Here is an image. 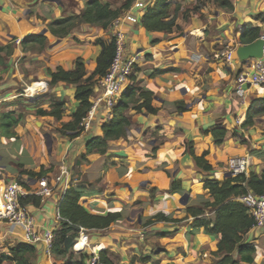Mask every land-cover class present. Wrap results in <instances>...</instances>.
Masks as SVG:
<instances>
[{
    "label": "crops",
    "instance_id": "obj_1",
    "mask_svg": "<svg viewBox=\"0 0 264 264\" xmlns=\"http://www.w3.org/2000/svg\"><path fill=\"white\" fill-rule=\"evenodd\" d=\"M91 1L0 0V115L23 117L14 138H3L0 132V189L21 184L23 198H37L27 199L24 208L40 234L61 229L59 207L70 188L80 193V203L89 213L120 214L109 228L84 232L85 247L70 251L76 259L85 255L88 262L106 252L113 264H222L223 254H215L221 237L197 221L214 227L217 208L205 207L214 203L206 181L214 177L223 183L231 158L250 157L248 174L261 175L264 168V115L244 127L252 104L264 99V87L247 88L243 99L235 94L237 77L250 71L236 51L246 45L243 37L249 28L264 31V0H173L200 9L188 19H178L176 28L165 33L145 29L147 10H123L124 0H97L121 11L127 57L136 60L123 92L132 88L151 92L158 110L127 111L131 122L127 136L113 141L105 155L89 153L87 146L93 137L102 136V127L109 122L106 101L90 111V129L69 139L59 129L62 122L72 120L77 108L76 86L50 85V69L74 71L76 60L83 62L90 77L102 51L98 42L110 43L115 36L117 30L111 26L90 25H79L65 38L51 34L52 22L78 15ZM223 1L233 9L223 8ZM149 2L156 6L154 0ZM128 14L137 22L126 21ZM39 36L47 38V48L34 40L23 44ZM35 83H47L48 89L33 98L25 96ZM97 96H102L98 85L91 103ZM57 102L65 103L61 122L37 114ZM216 129L226 132L221 143L213 135ZM191 152L212 170L200 169ZM43 181L50 195L39 194ZM175 183L178 189L173 188ZM189 209H202L204 214L192 217ZM160 214L170 221H156ZM244 241L257 248L253 264H264V229L252 228ZM22 244H27L23 227L0 222V257ZM30 246L36 250L32 264L66 261L49 255L42 241Z\"/></svg>",
    "mask_w": 264,
    "mask_h": 264
},
{
    "label": "trees",
    "instance_id": "obj_2",
    "mask_svg": "<svg viewBox=\"0 0 264 264\" xmlns=\"http://www.w3.org/2000/svg\"><path fill=\"white\" fill-rule=\"evenodd\" d=\"M123 10H129L135 0H124ZM156 6L147 8V13L143 18V25L149 32H171L176 28L178 19H188L190 15L197 14L199 7L195 5L184 6L173 0H154ZM221 6L227 10H232L233 6L229 2H221ZM121 11H114L109 5H103L94 0L86 5V9L69 18H61L52 22L49 30L52 35L59 38H65L79 25H90L108 29L112 22L119 18ZM259 30L249 28L243 41L246 44L255 42L259 38ZM37 39V40H35ZM34 40L42 48L48 47V40L45 37H29L23 41V44ZM102 48L101 54L97 59L95 72L87 77L85 65L81 60L75 61V70L69 71L61 67L49 70L51 77L50 85L58 83H68L76 86L75 99L77 108L72 114L70 122H62L59 132L69 139L80 137L84 132L81 128L82 120L91 111V98L94 96V88L99 81L106 75L115 54L114 38L110 43L99 41ZM2 51V50H1ZM1 59V58H0ZM87 77V78H86ZM180 110H183L182 104H179ZM130 109L135 111H147L157 113L153 106V94L146 92L141 88L128 89L122 93L119 101L115 105L112 113V119L102 127V136L93 137L87 146L89 153L97 152L105 155L109 145L116 140L127 136L131 122L126 112ZM40 116H49L61 122L65 115V103L57 102L49 107V110L40 108L37 110ZM264 115V99L255 101L247 114L244 127L253 125V119ZM22 116L16 118L12 113L0 115L1 136L6 139L15 137L14 129L22 120ZM224 130L216 129L213 135L217 143H221L225 137ZM198 167L205 172H210L212 168L207 164L204 158H199L191 152ZM33 175V174H30ZM43 175V174H42ZM21 185V184H20ZM22 186V185H21ZM24 187V186H23ZM174 189L179 188L175 183ZM206 189L214 203H207L206 208H217L216 222L214 227L206 221H197L199 227H205L212 234L221 237L217 245L216 255L223 254L222 264H253L257 248L254 243L244 241V236L255 226L254 218L249 214L246 206L240 201V198L252 192L256 195L264 194V168L261 175L249 173L237 176L227 177L223 183L216 180L206 181ZM37 202V198H27ZM21 198L24 206L28 201ZM80 193L74 188L68 189L59 207V215L62 219L61 229L55 233V239L52 246V254L57 259H66V261L57 264H87V256L81 255L76 259L70 251L75 245V241L82 229L84 230H104L121 218L120 214L110 213L106 216L93 215L86 211L80 203ZM188 214L192 217H198L204 214L202 209H189ZM156 221H170L164 215L155 217ZM152 222H149V224ZM36 250L33 246L22 244L11 250L9 256L2 255L0 264L10 262L11 264H32ZM101 260L105 264H113L109 260L106 252H101Z\"/></svg>",
    "mask_w": 264,
    "mask_h": 264
},
{
    "label": "built area",
    "instance_id": "obj_3",
    "mask_svg": "<svg viewBox=\"0 0 264 264\" xmlns=\"http://www.w3.org/2000/svg\"><path fill=\"white\" fill-rule=\"evenodd\" d=\"M150 5L149 0H135L132 8L138 10H147ZM126 21L137 22V18L128 14L126 15ZM122 21L120 18L114 20L111 27L115 28L116 33L114 36L115 42V54L111 65L106 75L99 81L98 87L102 93V96H97L92 102L91 110L94 111L100 105L102 100L106 101L107 119H112V113L115 105L120 99L123 89L130 82V79L135 71L136 60L134 58L127 57V37L123 30H121ZM259 39L264 43V31L260 34ZM234 52L230 51L227 54V60L229 63L233 61ZM249 72L241 73L237 77V88L235 94L237 97L243 99L245 97L246 89L252 87H264V47L263 57L261 59H255L248 62ZM38 85L37 90L31 91V86ZM28 87L24 91L25 96L31 98L35 95L48 89L47 83H35ZM92 113L82 120L81 128L83 132L90 129L92 125ZM251 167L250 157H236L231 158L228 162L229 173L232 176L240 174H248ZM41 195H50L51 190L46 181L41 182ZM24 196L23 187L19 184H9L0 189V222H7L12 225L22 226L25 231V239L28 245H34L39 241H42L46 246L47 253L52 255V246L55 239V232L44 231L40 234L36 228L35 221L29 216L26 209L21 203V198ZM240 201L246 206L249 214L255 220L254 228L264 229V194L256 195L249 192ZM80 231V239L74 246L75 251H81L87 242L84 232ZM87 264H105L102 262L99 256H92L89 258Z\"/></svg>",
    "mask_w": 264,
    "mask_h": 264
},
{
    "label": "water",
    "instance_id": "obj_4",
    "mask_svg": "<svg viewBox=\"0 0 264 264\" xmlns=\"http://www.w3.org/2000/svg\"><path fill=\"white\" fill-rule=\"evenodd\" d=\"M263 47L264 43L261 39H257L255 42L250 44L240 45L236 51L237 59L241 63H247L251 60L261 59L263 57ZM230 176H232V174L229 173L227 177ZM208 179L213 180L214 177H208Z\"/></svg>",
    "mask_w": 264,
    "mask_h": 264
},
{
    "label": "bare ground",
    "instance_id": "obj_5",
    "mask_svg": "<svg viewBox=\"0 0 264 264\" xmlns=\"http://www.w3.org/2000/svg\"><path fill=\"white\" fill-rule=\"evenodd\" d=\"M36 85V84H35ZM34 86V85H33ZM36 90V86L31 87V91H35Z\"/></svg>",
    "mask_w": 264,
    "mask_h": 264
}]
</instances>
